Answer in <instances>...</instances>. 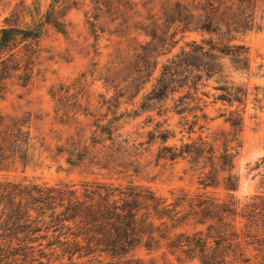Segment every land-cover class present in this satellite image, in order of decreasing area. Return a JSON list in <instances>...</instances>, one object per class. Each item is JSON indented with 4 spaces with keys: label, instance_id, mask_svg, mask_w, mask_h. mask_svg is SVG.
I'll return each instance as SVG.
<instances>
[{
    "label": "rangeland",
    "instance_id": "obj_1",
    "mask_svg": "<svg viewBox=\"0 0 264 264\" xmlns=\"http://www.w3.org/2000/svg\"><path fill=\"white\" fill-rule=\"evenodd\" d=\"M176 1L194 6L199 0H0V41L2 31H8L0 44V112L26 117L31 132L30 164L1 170L0 179H27L46 185L67 182L77 188L83 181L121 186L132 181L168 201L173 199L171 193L180 189L207 192L218 201L230 200L236 206L238 215L225 221L236 225V254L242 253L241 258L248 260L238 259L232 264H264L258 252L263 247L264 229L245 227L247 219L239 214L264 195V109L253 101L255 88L264 87V74L257 69L264 65V20L260 18L264 11L256 9L253 25L241 27L232 40L247 47L250 70H233L224 60V74L233 81L225 85L238 86L247 97L243 103L231 105L217 100L222 91L214 88L213 80H205L195 89L181 88L174 99L190 92L201 99L198 104L207 115L205 121L200 119L193 125L192 133H187L179 127L180 116L171 110L174 102L170 98L137 116L132 112L138 109L169 57L190 41L216 40L212 33L195 30L194 24L187 27V18L183 19L186 14L180 9V15L173 6ZM173 8L177 13L172 16L178 19L171 22ZM259 24L262 26L257 27ZM235 111L242 117L238 131L225 120ZM187 119L194 121L192 114ZM109 120L114 127L110 139L96 126ZM165 128L175 132L165 145L179 146L201 137L219 156L224 147L238 144L230 170L237 179L236 188L228 190L222 182L202 188L197 182L198 170H192L183 159L154 163L161 145L151 134ZM82 146L100 154L121 155L127 166L113 173L122 169L113 163L109 164L111 171L100 169L99 164L90 165L87 158L79 166L70 167L65 161L68 151ZM135 165L141 166L140 171H133ZM207 224L181 227L179 231H205ZM164 251L141 246L126 258L142 264H198L197 260L179 261ZM85 259L74 261L88 264ZM60 261L70 264L66 258L53 264Z\"/></svg>",
    "mask_w": 264,
    "mask_h": 264
},
{
    "label": "trees",
    "instance_id": "obj_2",
    "mask_svg": "<svg viewBox=\"0 0 264 264\" xmlns=\"http://www.w3.org/2000/svg\"><path fill=\"white\" fill-rule=\"evenodd\" d=\"M226 3L225 0H205L203 3L199 0L194 6L179 1L174 3L178 10L172 9L171 22L178 19L172 15L177 12L181 15L182 10L186 14L183 19L187 18V27L194 24L195 30L212 33L216 40L210 37L202 42L190 41L186 48L169 57L161 65L155 83L143 96L138 109L132 111L135 116L170 98L174 102L171 110L180 116L179 127L192 133L197 121L207 119L202 112L203 106L198 104L201 99L190 92L177 99L174 95L183 87L195 89L205 80H213L214 88L222 91L216 96L217 100L229 105L243 103L247 92H239L238 86L225 85L233 84V81L224 74V60H228L233 70H250L247 47L232 43V40L241 27L247 29L253 25L256 9L264 11V0ZM193 10L200 12L195 14ZM260 18L264 20V14ZM2 32L4 37L0 44L4 43L8 33L7 30ZM257 69L264 74V65ZM255 90L253 101L264 109V87ZM197 112H201L200 116ZM190 114L194 117L193 122L187 119ZM225 120L240 130L242 117L239 112H230ZM28 123L24 116L0 112V171L17 164H30ZM96 126L98 132L109 139L112 137L114 127L110 120ZM174 133L169 128L152 132V139H158L161 145L154 163L160 159L171 162L183 159L192 170H198L197 182L202 188L216 187L220 182L228 190L236 188L237 179L230 170L238 144L224 147L217 156L213 145L201 137L179 146L165 145ZM87 158L90 165L99 164L100 169L110 170V163L122 169L113 173L122 172L127 166L125 157L114 153L100 154L88 146L69 150L65 161L73 168ZM140 168L135 165L133 171H140ZM222 172L226 176H221ZM79 185L77 188L67 182L46 185L27 179H0V264H53L63 258L70 264H78L74 259L81 258H86L84 262L88 264H142L126 258L141 246L147 250L163 248L179 261L197 260L198 264H232L238 259L248 260L241 258L242 253L236 254L234 241L239 238L236 225L225 221L238 215L234 202L230 200L218 201L207 192L189 193L180 189L171 193L173 199L168 201L152 189L132 181L125 186L96 180L83 181ZM239 214L247 219L245 227L261 226L264 229V195L257 197ZM206 223L205 231H179L181 227ZM258 252L264 262V243ZM56 264L66 263L60 261Z\"/></svg>",
    "mask_w": 264,
    "mask_h": 264
},
{
    "label": "water",
    "instance_id": "obj_3",
    "mask_svg": "<svg viewBox=\"0 0 264 264\" xmlns=\"http://www.w3.org/2000/svg\"><path fill=\"white\" fill-rule=\"evenodd\" d=\"M35 31H39V29H36Z\"/></svg>",
    "mask_w": 264,
    "mask_h": 264
}]
</instances>
